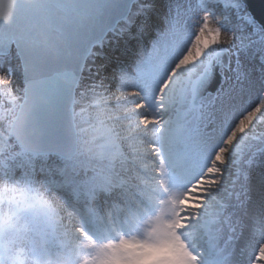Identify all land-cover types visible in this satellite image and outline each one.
<instances>
[{
  "label": "snow or ice",
  "instance_id": "obj_1",
  "mask_svg": "<svg viewBox=\"0 0 264 264\" xmlns=\"http://www.w3.org/2000/svg\"><path fill=\"white\" fill-rule=\"evenodd\" d=\"M0 98V264H264L250 0H0Z\"/></svg>",
  "mask_w": 264,
  "mask_h": 264
},
{
  "label": "water",
  "instance_id": "obj_2",
  "mask_svg": "<svg viewBox=\"0 0 264 264\" xmlns=\"http://www.w3.org/2000/svg\"><path fill=\"white\" fill-rule=\"evenodd\" d=\"M251 9L257 14L260 15L264 11V0H250Z\"/></svg>",
  "mask_w": 264,
  "mask_h": 264
},
{
  "label": "bare ground",
  "instance_id": "obj_3",
  "mask_svg": "<svg viewBox=\"0 0 264 264\" xmlns=\"http://www.w3.org/2000/svg\"><path fill=\"white\" fill-rule=\"evenodd\" d=\"M104 51H107V49H105ZM99 62V61H98ZM8 83L15 85L17 83V80L15 77H9L8 79ZM87 119V118H86Z\"/></svg>",
  "mask_w": 264,
  "mask_h": 264
},
{
  "label": "rangeland",
  "instance_id": "obj_4",
  "mask_svg": "<svg viewBox=\"0 0 264 264\" xmlns=\"http://www.w3.org/2000/svg\"><path fill=\"white\" fill-rule=\"evenodd\" d=\"M0 102H3V98H0ZM86 118H87V114H85L84 119L86 120ZM85 126H86V125H85Z\"/></svg>",
  "mask_w": 264,
  "mask_h": 264
}]
</instances>
